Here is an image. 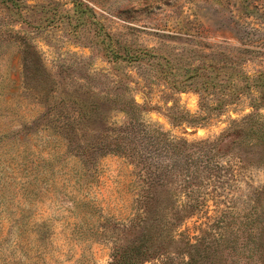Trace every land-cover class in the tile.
<instances>
[{
  "label": "rangeland",
  "instance_id": "374dc122",
  "mask_svg": "<svg viewBox=\"0 0 264 264\" xmlns=\"http://www.w3.org/2000/svg\"><path fill=\"white\" fill-rule=\"evenodd\" d=\"M129 117L188 143L264 125V0H0V264H110L149 227L137 264H264V127L202 182L137 133L142 164L100 156ZM147 163L172 167L145 190Z\"/></svg>",
  "mask_w": 264,
  "mask_h": 264
},
{
  "label": "trees",
  "instance_id": "16d2710c",
  "mask_svg": "<svg viewBox=\"0 0 264 264\" xmlns=\"http://www.w3.org/2000/svg\"><path fill=\"white\" fill-rule=\"evenodd\" d=\"M130 104L132 109L131 111H143V109L139 107L133 100H130ZM260 123L261 122H259V120L256 118L247 117L242 119L241 121L233 122L230 129H228L225 133L220 135L215 140H199L188 143L186 140L172 139L166 132L162 131L159 126L150 127L142 123V121H137L132 117H129L125 126L119 128H116L115 126L113 127L114 134L112 133L111 135H109L113 139L112 143L105 145L100 149H97V152L100 156H105L108 154L121 155L122 157L128 158L130 162L142 164V161L144 160L142 154L138 151V147L140 145H128L123 141L122 135L123 133H137L142 139L143 136H146L147 139L151 141L148 143V147H154V152L159 154L160 158H166L169 156H171L172 158L175 155L185 153V156L187 157L186 162L190 167L189 169H191V172L188 171V174L191 175L193 178H196L203 182V180L207 181L211 178L216 177L214 175H211L210 172L220 167L219 163L216 162V160L220 158L218 156L219 147L221 146L223 141L225 139H228L231 135L237 137L242 131L248 130L249 133H254L257 131L255 127L259 125L264 127V125ZM254 128L256 130H254ZM252 136H254L252 137V140H257V142L259 140H262V144H264L263 134H255ZM81 154L82 156L85 155L83 151ZM169 167L171 168L172 166ZM145 168V176L141 175L145 190L152 189L153 187L157 186L158 182L161 181V177L167 176L166 172H171L170 168L164 166H157V168L154 167L155 169L151 170V168L153 169V167L148 163L147 165H145ZM139 173H142V168H140ZM208 173L210 175L206 176ZM259 194H262V192L260 191ZM194 196L195 191H192L191 198H194ZM150 200L151 198L148 196L145 197V200H143L142 202L145 221H148L146 215L153 212V207L151 206ZM201 207L202 203L198 198L190 199L188 205L185 206L183 209V215L178 218V221H181L184 217H188L194 213H199ZM171 211L172 206L170 205L169 207L165 208L164 213L166 216L169 217ZM155 217H157V215ZM154 220L157 222L155 226H158L159 228L167 230L172 226L170 224V227L166 228V224H168V221L160 222L157 220V218H154ZM145 231L146 232H143L144 235L140 237L141 240H138V243H134L131 246L127 245L125 247H117V249H115V255L113 256V260L110 264H137L138 262L147 259L149 256V246L158 235H154L150 227ZM158 231H161V229H158ZM171 236V232H166V237L168 238V240H172ZM186 264H197V260L194 256H190L189 261Z\"/></svg>",
  "mask_w": 264,
  "mask_h": 264
}]
</instances>
